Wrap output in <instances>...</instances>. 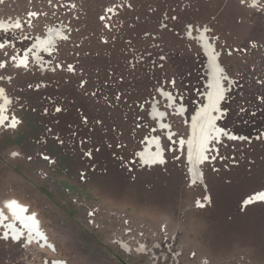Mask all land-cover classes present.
Here are the masks:
<instances>
[{"label":"rangeland","instance_id":"obj_1","mask_svg":"<svg viewBox=\"0 0 264 264\" xmlns=\"http://www.w3.org/2000/svg\"><path fill=\"white\" fill-rule=\"evenodd\" d=\"M0 19V203L27 205L49 240L0 228V264H264V201L244 205L264 189V0H2ZM205 41L228 133L207 187L181 145L210 90ZM152 136L166 163L145 166Z\"/></svg>","mask_w":264,"mask_h":264},{"label":"bare ground","instance_id":"obj_2","mask_svg":"<svg viewBox=\"0 0 264 264\" xmlns=\"http://www.w3.org/2000/svg\"><path fill=\"white\" fill-rule=\"evenodd\" d=\"M10 26L12 25L8 21L0 22L1 28H5L8 30V28H11ZM200 33L202 37H205L204 32L200 31ZM60 35L62 34L60 33L59 29L49 30L47 37L44 38L43 36V38H41V40L37 42L35 48L32 47L30 53L34 52L33 58H35L36 60H40L41 51H50L54 42L56 43L55 37ZM205 48L207 49L206 51L209 55L210 90H208V92L206 93V104L202 105L196 113H193L191 122V135L189 139H182L181 145L186 146L187 144L188 146V159L191 166V175L193 176V180L195 182H202L207 187V182L205 179V175L202 172L201 164L209 157L208 151L211 148L210 141H212L213 138L216 137L222 138L225 133H228L224 129L219 127L218 116H216L215 114L216 111L220 112V104L225 94L222 81L223 77L221 72V65L218 62V57L213 54L212 48L210 47V45H207L206 41ZM27 53L28 52L24 54V57H20V59L18 60L20 66L26 65L28 63V56L30 55V53ZM0 99L4 100L3 105H0L1 126L7 123L6 110L8 108V103H10V99L6 96L1 85ZM170 101L172 102L174 100L171 99ZM184 110L185 107L182 105L177 109L178 113L180 114L183 113ZM164 114V112L162 113L158 111V109H154V118L156 120H159V126L162 128L169 127V125L164 122ZM13 125H15V122H13ZM230 137L236 138V135L232 133L230 134ZM160 140L161 138H158L156 136H152L151 138L148 137L146 145L139 152L138 158L145 166L162 165L165 162L164 150L160 145ZM252 194L253 195L245 198V206L264 201V189L256 191ZM207 197H211L210 193L207 195ZM200 203L204 204V202ZM200 207H202V205ZM0 228L5 229L7 236H14L18 240L25 237V235L29 233L28 238H31L36 234L44 241H49L47 240L46 234H44V232L42 231V227L39 223V218L37 216L35 217L32 212H29L27 205L17 199H11L7 203H0Z\"/></svg>","mask_w":264,"mask_h":264},{"label":"built area","instance_id":"obj_3","mask_svg":"<svg viewBox=\"0 0 264 264\" xmlns=\"http://www.w3.org/2000/svg\"><path fill=\"white\" fill-rule=\"evenodd\" d=\"M47 176V174H43V177H46ZM82 179H85V177H84V175L82 174ZM74 200H76V199H74ZM95 210H97V209H95ZM91 213H93V211L91 212Z\"/></svg>","mask_w":264,"mask_h":264},{"label":"snow or ice","instance_id":"obj_4","mask_svg":"<svg viewBox=\"0 0 264 264\" xmlns=\"http://www.w3.org/2000/svg\"><path fill=\"white\" fill-rule=\"evenodd\" d=\"M0 2H2V0H0ZM242 2H243V0H242ZM58 111H59V109H58Z\"/></svg>","mask_w":264,"mask_h":264}]
</instances>
